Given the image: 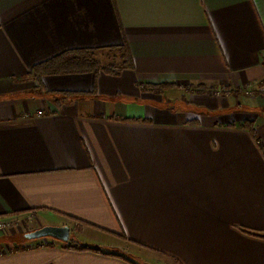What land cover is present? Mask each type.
Masks as SVG:
<instances>
[{"label":"crops","instance_id":"1","mask_svg":"<svg viewBox=\"0 0 264 264\" xmlns=\"http://www.w3.org/2000/svg\"><path fill=\"white\" fill-rule=\"evenodd\" d=\"M262 82L264 0H0V264H264Z\"/></svg>","mask_w":264,"mask_h":264},{"label":"trees","instance_id":"2","mask_svg":"<svg viewBox=\"0 0 264 264\" xmlns=\"http://www.w3.org/2000/svg\"><path fill=\"white\" fill-rule=\"evenodd\" d=\"M124 48L121 49L123 67H130L131 58H130V55H129L128 51L126 50V48L125 49ZM62 57H64V54H63V56L62 55L58 56L56 58H53L52 60H49V61L39 65V66H36L33 69V73H35V74H54V73H60L61 74V73H65L66 74V73H71V72L81 73V72L92 71V70L97 69V67L96 68L94 67V61L91 60V58L88 60V62L83 63V64L75 63V65H74L75 68H74V66H72L71 68H68V67L63 68L61 66H56V62L58 63V60H62ZM58 58H61V59H58ZM61 68H63V69H61ZM170 86H171L170 84H163L159 88L163 89V88H168ZM243 128H247V126L243 125ZM259 148H260L261 152H263V154H264V147L262 144H259ZM123 238H125V237L123 236ZM86 249L87 248H84V247L79 248V250H86Z\"/></svg>","mask_w":264,"mask_h":264},{"label":"water","instance_id":"3","mask_svg":"<svg viewBox=\"0 0 264 264\" xmlns=\"http://www.w3.org/2000/svg\"><path fill=\"white\" fill-rule=\"evenodd\" d=\"M69 230L65 227L45 226L25 235L27 240L51 238L63 243L68 241Z\"/></svg>","mask_w":264,"mask_h":264},{"label":"rangeland","instance_id":"4","mask_svg":"<svg viewBox=\"0 0 264 264\" xmlns=\"http://www.w3.org/2000/svg\"><path fill=\"white\" fill-rule=\"evenodd\" d=\"M110 59H111L110 58V55H108V56H102L100 58L98 57V60H99L100 64H103V63H105L107 61H110ZM221 94H222V96H224V93H221ZM258 96H261V97L263 96L264 97V82L261 83V85L258 87V89H256V90H249L248 91L247 97H250V98L253 99V98H256ZM261 110L264 111V105H263V107H262ZM7 231H9V230H7Z\"/></svg>","mask_w":264,"mask_h":264},{"label":"built area","instance_id":"5","mask_svg":"<svg viewBox=\"0 0 264 264\" xmlns=\"http://www.w3.org/2000/svg\"><path fill=\"white\" fill-rule=\"evenodd\" d=\"M11 229V225L7 222L0 220V231Z\"/></svg>","mask_w":264,"mask_h":264}]
</instances>
